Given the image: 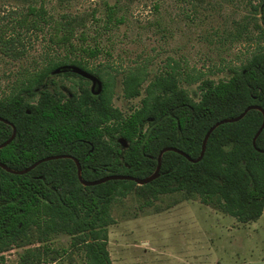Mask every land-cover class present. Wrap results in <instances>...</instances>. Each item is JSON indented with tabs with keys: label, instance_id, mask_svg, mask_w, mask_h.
I'll return each instance as SVG.
<instances>
[{
	"label": "trees",
	"instance_id": "trees-1",
	"mask_svg": "<svg viewBox=\"0 0 264 264\" xmlns=\"http://www.w3.org/2000/svg\"><path fill=\"white\" fill-rule=\"evenodd\" d=\"M14 1L26 9L17 25L29 30L50 23L41 0ZM114 13L109 6L107 22ZM258 13L264 28V0L258 2ZM56 23L57 42L67 45L73 35L71 21ZM16 33L18 37L0 27V54L22 53ZM60 64L23 76L14 91L0 96V116L10 122L0 121V144L11 136V124L16 128L11 142L0 148V162L11 169H24L45 156L68 154L80 163L85 180L108 174L145 178L155 170L163 147H176L195 159L216 121L236 116L252 104L264 109V44L231 69L228 78L202 79L197 99L179 84L176 74L154 76L139 105L126 115L112 104L105 82L97 91L80 86L68 97L45 88L49 73ZM141 83L139 74L126 76L124 96H138ZM262 121L263 113L252 108L238 121L218 125L196 162L175 151L163 152L159 175L142 185L120 179L82 185L69 157L40 162L22 174L0 167V253L14 244L25 245L23 241L37 242L36 252L29 253L25 264L41 263L45 255L54 261L69 251L52 255L58 250L49 240L65 234L70 252L81 254L83 264H112L107 249L111 205L115 197L127 194H135L149 206L159 195L177 192L184 199L198 197L240 222L257 220L264 209V151H260L264 127L252 141Z\"/></svg>",
	"mask_w": 264,
	"mask_h": 264
},
{
	"label": "rangeland",
	"instance_id": "rangeland-1",
	"mask_svg": "<svg viewBox=\"0 0 264 264\" xmlns=\"http://www.w3.org/2000/svg\"><path fill=\"white\" fill-rule=\"evenodd\" d=\"M41 1L51 21L28 30L16 23L26 11L22 4L0 0V27L13 36L18 32L22 43L21 54H0V96L14 91L23 76L61 62L45 88L68 97L80 86L96 90L105 82L112 104L126 115L139 105L154 76L176 74L197 99L202 79L228 78L264 44L259 0ZM109 6L115 11L111 22ZM67 19L73 35L62 45L54 24ZM130 74L140 75L141 91L126 98L122 80ZM111 216L107 249L112 264H264V209L257 220L243 223L198 197L167 193L146 206L144 199L127 194L115 197ZM69 242L65 234L53 235L49 245L58 251L50 256L63 249L68 254L54 261L41 256L42 262L34 264H83ZM23 243L0 253V264H25L39 243Z\"/></svg>",
	"mask_w": 264,
	"mask_h": 264
},
{
	"label": "water",
	"instance_id": "water-1",
	"mask_svg": "<svg viewBox=\"0 0 264 264\" xmlns=\"http://www.w3.org/2000/svg\"><path fill=\"white\" fill-rule=\"evenodd\" d=\"M94 88H95V86H94ZM97 90H99V89H96V91ZM252 108L259 109L263 113V121H262V124H261L260 128L258 129V131L256 132L255 136L253 137V141L252 142L254 144L257 135L261 132V130L264 127V109L262 107H260L259 105H257V104H252V105L247 106L240 114H238L236 116L222 118V119L216 121L214 124H212L210 126V128L207 130V132H206V134H205V136L203 138L200 154L195 159L191 158L184 151H182V150H180V149H178L176 147H172V146L163 147L160 150L159 154H158L157 166H156L155 170L149 176H147L145 178H137V177H134V176H131V175H127V174H108V175L103 176V177H101L99 179H96V180H85V179H83L81 177V167H80V163L78 162V160L75 157H73L72 155H68V154H57V155L45 156V157H43V158L35 161L34 163H32L31 165H29L28 167H26L24 169H21V170L11 169L8 166H6L5 164H3L2 162H0V167H2L4 170H6V171H8L10 173L22 174V173L28 172L29 170H31L32 168H34L40 162L47 161V160H51V159L62 158V157H69V158H72L75 161V164H76V167H77V176H78V179H79V181H80V183L82 185H86V186L87 185H95V184H99V183H102V182H105V181H108V180H117V179H120V180H133L138 185H142V184H146V183L151 182L152 180H154L159 175L160 163H161V155L163 154V152L169 151V150L175 151V152H177V153L185 156L188 160H190L192 162H196V161H198V160H200L202 158L203 153H204V150H205V146H206L207 139H208L210 133L218 125L223 124V123H226V122L238 121L239 119H241L246 114V112L249 109H252ZM0 121L6 122V123H10L8 120L4 119L1 116H0ZM11 125H12V134H11V136L6 141H4V142H2L0 144V148L4 147L8 143H10L11 140L14 138V136L16 134V128H15V126L13 124H11ZM260 151H264V150H260Z\"/></svg>",
	"mask_w": 264,
	"mask_h": 264
}]
</instances>
